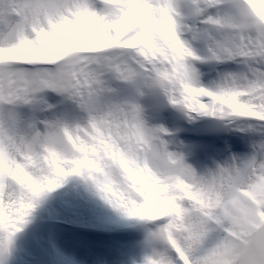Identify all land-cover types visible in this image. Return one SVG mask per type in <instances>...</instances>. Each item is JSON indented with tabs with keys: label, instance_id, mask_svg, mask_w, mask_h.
Returning a JSON list of instances; mask_svg holds the SVG:
<instances>
[{
	"label": "snow or ice",
	"instance_id": "snow-or-ice-1",
	"mask_svg": "<svg viewBox=\"0 0 264 264\" xmlns=\"http://www.w3.org/2000/svg\"><path fill=\"white\" fill-rule=\"evenodd\" d=\"M144 96L249 150L197 170ZM69 176L143 227L142 264H264V0H0V253Z\"/></svg>",
	"mask_w": 264,
	"mask_h": 264
},
{
	"label": "bare ground",
	"instance_id": "bare-ground-1",
	"mask_svg": "<svg viewBox=\"0 0 264 264\" xmlns=\"http://www.w3.org/2000/svg\"><path fill=\"white\" fill-rule=\"evenodd\" d=\"M237 123L238 122H234V124ZM178 149L180 148L178 147ZM70 177L72 176L67 177L64 183L60 187L56 188L60 190V194H63L62 187L68 189L69 193L73 192L74 186H72L73 182H69ZM79 184H81L80 181L78 182V187ZM85 189V191H87L85 197L88 205L82 207L81 209L74 208L79 206L73 200L77 197L69 193V195H67V193L64 194L66 195V202H64L63 205H57L56 202H53L49 206L48 203L45 208L49 210L50 214H52L54 217L62 218L65 221H68L69 219L70 222H74L75 224H83L85 228H95L94 230L105 231L108 233H110V231H113V239L115 241L118 240L117 242L125 239V237H123V234L120 233L121 230L127 228L128 226L136 228L139 225L138 222L123 218L114 210H112L104 201L99 198V196L95 193L94 189H92L89 184L86 185ZM79 194L80 193L78 192L77 196H79L80 198L82 195ZM82 194H84L83 191ZM44 196L45 194L36 201L35 206L33 207L30 214L26 217L25 222L20 226V231L15 233L18 238L16 240H12L17 244H13L11 240L10 245L7 246L9 248V264H92V260L87 261L85 256L80 255V251L78 249L73 248V245H81L80 249H84V255H88L92 254V251L95 249V247L93 246L98 242L92 243V245L81 244L77 242V239H75L74 237H67L66 235L64 236L66 232L59 231H54V233L49 235L48 237L43 234L41 235V233L37 231H32L29 234L24 235L23 230L27 226H29L25 225L28 222H32L36 218H41L44 215V213H42V215H38L37 213L38 209L43 205L42 202L44 200ZM69 208H73V210H75L74 216L69 215L71 214V212L68 213ZM55 214L57 215L55 216ZM114 217H121V221L117 224L114 223ZM99 240L102 239L98 238V241ZM147 253L148 251L145 252L143 258L136 260L135 263L142 264V261ZM2 254L3 252L0 253V256ZM0 264L5 263H2L0 259ZM102 264L122 263L118 259H107Z\"/></svg>",
	"mask_w": 264,
	"mask_h": 264
},
{
	"label": "clouds",
	"instance_id": "clouds-1",
	"mask_svg": "<svg viewBox=\"0 0 264 264\" xmlns=\"http://www.w3.org/2000/svg\"><path fill=\"white\" fill-rule=\"evenodd\" d=\"M25 2V0H20V3L23 4Z\"/></svg>",
	"mask_w": 264,
	"mask_h": 264
},
{
	"label": "rangeland",
	"instance_id": "rangeland-1",
	"mask_svg": "<svg viewBox=\"0 0 264 264\" xmlns=\"http://www.w3.org/2000/svg\"><path fill=\"white\" fill-rule=\"evenodd\" d=\"M80 202V201H79ZM81 203H83L84 204V201H82Z\"/></svg>",
	"mask_w": 264,
	"mask_h": 264
}]
</instances>
